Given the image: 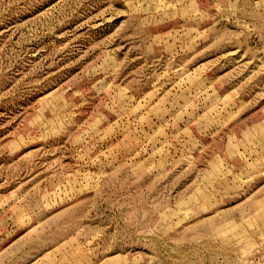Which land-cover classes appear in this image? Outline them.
Listing matches in <instances>:
<instances>
[{
	"label": "rangeland",
	"instance_id": "374dc122",
	"mask_svg": "<svg viewBox=\"0 0 264 264\" xmlns=\"http://www.w3.org/2000/svg\"><path fill=\"white\" fill-rule=\"evenodd\" d=\"M0 264H264V0H0Z\"/></svg>",
	"mask_w": 264,
	"mask_h": 264
}]
</instances>
